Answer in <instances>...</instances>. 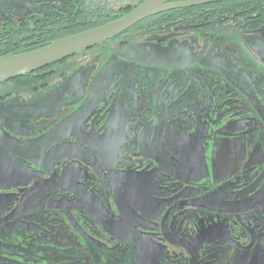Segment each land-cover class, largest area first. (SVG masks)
<instances>
[{"label":"flooded vegetation","instance_id":"obj_1","mask_svg":"<svg viewBox=\"0 0 264 264\" xmlns=\"http://www.w3.org/2000/svg\"><path fill=\"white\" fill-rule=\"evenodd\" d=\"M144 1L35 0L0 59ZM0 91V264H264V0L159 11Z\"/></svg>","mask_w":264,"mask_h":264},{"label":"water","instance_id":"obj_2","mask_svg":"<svg viewBox=\"0 0 264 264\" xmlns=\"http://www.w3.org/2000/svg\"><path fill=\"white\" fill-rule=\"evenodd\" d=\"M169 0H146L124 16L105 25L58 39L51 44L14 58L0 59V82L53 65L69 56L103 44L144 18L159 11L186 5H199L222 0H193L167 4ZM3 94L0 91V95Z\"/></svg>","mask_w":264,"mask_h":264},{"label":"rangeland","instance_id":"obj_3","mask_svg":"<svg viewBox=\"0 0 264 264\" xmlns=\"http://www.w3.org/2000/svg\"><path fill=\"white\" fill-rule=\"evenodd\" d=\"M35 0H0V26L3 24V19L6 16H11L14 20L18 21L25 13L31 10ZM83 75L77 74L72 77V81L75 79H81L78 85L83 83Z\"/></svg>","mask_w":264,"mask_h":264},{"label":"trees","instance_id":"obj_4","mask_svg":"<svg viewBox=\"0 0 264 264\" xmlns=\"http://www.w3.org/2000/svg\"><path fill=\"white\" fill-rule=\"evenodd\" d=\"M28 32L29 31H27V30H23V31H21L20 30V36H23V39H24V41H32V39L33 38H28V37H26L27 35H28ZM18 34V33H17ZM71 34H74V32H72V33H66L64 36H62V37H65V36H68V35H71ZM17 36V35H16ZM17 37H19V36H17ZM19 44V43H18ZM29 51V49H27V50H25V51H22V52H20V54H22V53H25V52H28ZM31 51V50H30Z\"/></svg>","mask_w":264,"mask_h":264}]
</instances>
